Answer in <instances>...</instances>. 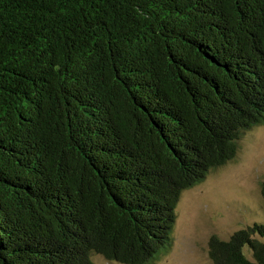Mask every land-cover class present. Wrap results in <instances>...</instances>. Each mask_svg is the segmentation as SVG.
<instances>
[{"label": "trees", "instance_id": "obj_1", "mask_svg": "<svg viewBox=\"0 0 264 264\" xmlns=\"http://www.w3.org/2000/svg\"><path fill=\"white\" fill-rule=\"evenodd\" d=\"M262 124L264 0H0V264H152ZM261 192L213 264H264Z\"/></svg>", "mask_w": 264, "mask_h": 264}, {"label": "rangeland", "instance_id": "obj_2", "mask_svg": "<svg viewBox=\"0 0 264 264\" xmlns=\"http://www.w3.org/2000/svg\"><path fill=\"white\" fill-rule=\"evenodd\" d=\"M264 124L246 133L236 156L184 190L177 205L172 246L152 264H213L210 235L224 238L263 219ZM96 264H114L95 256Z\"/></svg>", "mask_w": 264, "mask_h": 264}]
</instances>
